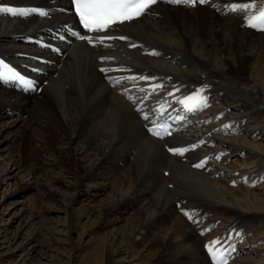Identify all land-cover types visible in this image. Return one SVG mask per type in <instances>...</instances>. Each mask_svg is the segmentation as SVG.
Listing matches in <instances>:
<instances>
[{
  "label": "bare ground",
  "instance_id": "6f19581e",
  "mask_svg": "<svg viewBox=\"0 0 264 264\" xmlns=\"http://www.w3.org/2000/svg\"><path fill=\"white\" fill-rule=\"evenodd\" d=\"M252 2H156L136 19L88 35L89 43L71 39L65 28L75 23L68 0H0V6L41 8L46 13L0 11V60L32 81L31 87L21 80L0 81V118L7 107L28 118L24 125H18L23 123L20 118L12 120L18 125L14 139L24 137L27 130L30 133V125L49 143L56 137L62 147L54 153L71 171L78 194L82 178H94L103 171L105 179L115 175L113 191L119 199L88 213L104 218L133 206L132 217L121 225L116 238L123 246L127 231L132 232L127 243L131 248L149 237L146 248L150 251L140 264H209L200 234L206 223H216L224 215L230 219L226 230L234 234L246 221L251 222L250 228L264 225V183L253 189L257 195L231 187L225 175H232L230 182L255 184V172L240 173L249 166L238 160L231 163L228 155L220 156L203 139L207 136L208 142L220 145L222 151L230 149L234 156L258 152L263 161L264 145L210 135V129L222 131L227 122L201 127L202 122L190 119L195 110L191 107L202 104L197 103L196 94L200 98L209 92L199 111L214 92L228 96L234 107H244L235 118L248 133L260 129L244 119L255 112L264 114V54L257 52L264 46V30L246 25L240 9L228 8ZM57 33L64 37L55 39ZM176 53L188 60L177 59ZM160 57L169 58L167 71L154 64ZM161 91L164 94H157ZM190 96L194 99L186 108L180 101ZM154 125L159 135L149 131ZM169 148L185 151L173 153ZM32 154H23L20 144L18 163L40 164ZM122 163L126 169L116 175ZM38 186L43 189L42 184ZM178 210L188 213L192 225ZM216 247L224 250L230 264L229 243L219 241ZM96 255L104 257L103 264H113L110 245L100 244Z\"/></svg>",
  "mask_w": 264,
  "mask_h": 264
},
{
  "label": "rangeland",
  "instance_id": "374dc122",
  "mask_svg": "<svg viewBox=\"0 0 264 264\" xmlns=\"http://www.w3.org/2000/svg\"><path fill=\"white\" fill-rule=\"evenodd\" d=\"M262 48L264 49V46ZM262 48H258L257 52L264 54ZM175 57L188 60L179 53H176ZM169 61V58L160 57L154 61V64L160 70L167 71L168 68L165 65H168ZM191 67L196 68L197 65ZM184 91L186 90L182 92ZM162 93L164 94L163 91L157 94ZM206 94L199 99L202 102L201 106L204 104ZM178 105L179 103L176 106ZM195 107H191L195 110H191L193 115L191 114L190 119L199 121L198 123L202 122L201 127L217 126L227 122L222 131L210 129V135L226 139L238 137L264 145V114L255 112L244 119L245 123L250 121L249 125L260 126V129H254L252 133H248L245 130L247 127H241L238 118H235V115L243 112L244 107H234L228 96L210 92L206 98V105L199 111V107ZM5 109H8V112L6 111L0 118V264H103L104 257L97 258L96 249L104 243L106 247L110 245L112 249L113 264H140L144 261L142 257L150 251L146 248L148 236L131 248L127 243L132 232L127 231L128 238L123 246L119 238H116L121 231L119 230L121 225L132 217L133 206L128 205L123 212L112 213L111 216L104 218L96 212L88 213L91 208H96L99 204L119 199V195L113 191L117 179L115 175L107 176L105 179L101 177L105 172L103 171L94 178H82L78 182L80 192L78 194L73 189L77 182L71 171L60 164L59 157L54 153L55 148L61 149L62 147L57 138L54 137L49 143L37 133L35 126L29 124L31 132L27 130L28 134L24 137L14 139L18 131L17 126L24 125L28 118L25 114H17L12 107ZM14 118L22 119L23 123L20 122L14 126L12 123ZM185 122V120L182 121V123ZM203 140L208 146L218 149L220 156L228 155L231 163L238 160L249 166L240 173H247L250 169V172H255L254 177L258 181L255 184L250 183L251 185L244 181L230 182L232 178L230 174L223 178L225 180L229 176L227 184L233 188L248 189L249 192L256 194L257 190L253 191V189L257 188L260 183H264L262 154L257 152L251 156L238 152L234 153V156L230 149L222 151L219 150L222 149L220 145L208 142L207 136ZM20 144H22L23 154L33 153L32 156L38 157L41 163L36 166L31 165L33 169L28 162L19 164L17 151ZM212 157L215 158V155ZM225 165L233 164L226 162ZM124 169H126V164L122 163L116 170V175L121 174ZM39 183L42 184V190L38 186ZM181 212L178 210L177 213L192 225L185 212ZM229 220V217L224 215L216 223H206L203 232L201 234L199 232L200 237L204 239L201 249L207 262L214 264L205 245L215 240L217 243L210 245L214 249H217L219 241H225L231 246L233 256L229 261L230 264H264V225L250 228L251 222L246 221L237 227L238 233L234 234L232 229L226 230L225 224Z\"/></svg>",
  "mask_w": 264,
  "mask_h": 264
},
{
  "label": "snow or ice",
  "instance_id": "6c2138e0",
  "mask_svg": "<svg viewBox=\"0 0 264 264\" xmlns=\"http://www.w3.org/2000/svg\"><path fill=\"white\" fill-rule=\"evenodd\" d=\"M156 0H71L72 7L75 10L76 15L79 17L80 24L87 30H102L114 22H124L132 20L136 17H139L142 13L148 10L149 6L154 4ZM170 3H187L192 4L195 0H169ZM201 3L204 0H200ZM256 8L255 11L252 9ZM231 10L240 9L244 13V22L246 25L252 28H257L264 30V0H259V3L256 4V0H253L252 3L245 4H231L228 6ZM0 11L8 13H18L20 15H25L27 12H36L40 15H45V10L41 8L33 9H15L11 7L0 6ZM78 35V34H77ZM82 39L88 40L89 43L92 42L91 37H81ZM124 39V37H120ZM111 39V37H109ZM101 59H104L101 57ZM104 71V69H101ZM140 79H146L145 77H140ZM8 80H21L25 86L31 87L32 81L25 79L20 76L15 69L10 67V65L4 63L0 60V81ZM197 103L199 102L198 93ZM194 97H186L181 99L180 103L184 104L185 107H189V101L193 100ZM195 106V105H193ZM143 115V113H142ZM157 126L154 125L153 128H150L149 131H153L154 135H159V131H154L153 129ZM170 152L173 153H182L185 149L182 148H169ZM199 166V165H197ZM188 215V213H185ZM191 218V217H189ZM217 242L215 240L210 241L205 245L208 249L209 254L212 256L214 264H226V254L222 249H214L210 245H214Z\"/></svg>",
  "mask_w": 264,
  "mask_h": 264
}]
</instances>
